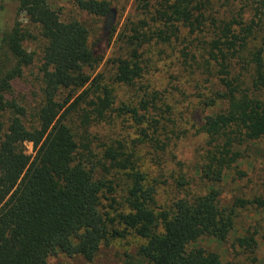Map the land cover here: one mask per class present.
I'll return each mask as SVG.
<instances>
[{"label": "trees", "instance_id": "1", "mask_svg": "<svg viewBox=\"0 0 264 264\" xmlns=\"http://www.w3.org/2000/svg\"><path fill=\"white\" fill-rule=\"evenodd\" d=\"M10 1L12 20L0 19V264H50L57 253L90 262L103 245L127 236L138 240L130 264H230L195 243L203 236L225 241L236 210L251 203L237 198L222 206L220 184L243 159L241 146L264 138L263 1L259 9L249 0L135 1L140 18L120 38L125 54L108 59L112 82L137 84L145 71L143 52L172 42L179 44L185 68L213 80L211 94L200 95L206 110L198 132L206 144L194 172L170 177L168 184L143 168L137 144H83L68 118L73 112L89 127L128 115L137 134L163 152L174 128L170 102L156 93L146 100L143 89L138 108L114 107V89L103 73H94L101 58L90 47L85 24L62 20L49 0H0V17ZM72 2L98 17L112 8L104 0ZM30 28L43 42L42 90L31 120H25V109L7 94L33 62L23 47ZM237 66L247 75L236 72ZM25 143H32L33 154ZM114 184L120 186L116 194ZM166 184L170 194L158 203L159 187ZM237 243L255 245L252 235Z\"/></svg>", "mask_w": 264, "mask_h": 264}, {"label": "rangeland", "instance_id": "2", "mask_svg": "<svg viewBox=\"0 0 264 264\" xmlns=\"http://www.w3.org/2000/svg\"><path fill=\"white\" fill-rule=\"evenodd\" d=\"M104 1L116 11L115 23L107 37L103 35L105 16H93L79 10L72 0H49V3L59 12L62 20L74 18L87 27L90 47L94 54L101 58L94 73H103L105 83L114 89V107L126 104L138 108L136 100L143 89L149 94L148 97H144L146 100H151L156 93L158 99L170 102L171 120L174 123L173 133L169 135L172 139H166L168 146L165 151L155 150L147 139H142L137 134L134 127L136 123L125 114L110 118L98 125L83 127L78 116L72 112L68 118V125L76 134L77 141H82L83 144L90 143L91 147L116 139H122L128 147L133 143L137 144L136 155L143 168L161 181L167 180V184L170 177L193 174L198 162L197 153L201 152V148L206 144V138L198 132L201 117L206 110L202 105L205 97L200 98V95L211 94L213 80L205 81L209 78L201 76L197 70L185 68L178 55L179 44L172 42L152 44L146 53L143 52L142 67L145 71L137 84L130 87L114 84L108 59L125 54L127 45L123 44L120 38L132 27L131 24L138 21L140 12L136 9V0ZM262 1L264 6V0ZM260 2V0H249L251 8H262ZM240 6V3L236 4L237 8ZM246 10L249 14L244 8L245 17L248 15L250 17L251 10L248 8ZM4 13L0 19L12 20L14 6L11 1L6 4ZM30 29L32 37L23 41V47L33 54V62L13 81L12 90L7 94L9 100L25 109V120H31L34 109L41 100L42 90L40 67L43 42L37 30ZM259 42L260 35L257 36L255 43L259 45ZM239 71L245 74L244 70L237 66L236 72ZM199 80L203 82H198ZM200 83L205 85L200 86ZM220 107L218 105L216 109ZM81 136L86 137L87 140ZM24 146L26 153H34L32 143H25ZM241 149L243 159L235 164L220 184L221 204L229 207L237 198L251 203L236 210L233 229L225 241L203 236L196 241L195 246L218 253L223 262L230 264H264V204L260 205L256 202V199L264 201V138L243 144ZM159 160L162 162L161 165L157 163ZM161 166L164 167L163 171L160 169ZM241 173L243 175H240ZM167 184L159 187L158 203H163L170 194ZM117 192H120V186L114 184V194ZM102 202L107 205L106 201L102 200ZM250 235L255 241L252 249L238 246L237 238ZM137 243L138 240L134 236L117 238L103 245L90 262L80 256L66 257L61 253L49 258L48 262L50 264H130L134 261Z\"/></svg>", "mask_w": 264, "mask_h": 264}, {"label": "water", "instance_id": "3", "mask_svg": "<svg viewBox=\"0 0 264 264\" xmlns=\"http://www.w3.org/2000/svg\"><path fill=\"white\" fill-rule=\"evenodd\" d=\"M116 11L114 8H109L105 14L103 23V35L107 37L115 23Z\"/></svg>", "mask_w": 264, "mask_h": 264}]
</instances>
